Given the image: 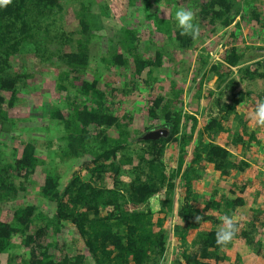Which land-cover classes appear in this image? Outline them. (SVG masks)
Returning a JSON list of instances; mask_svg holds the SVG:
<instances>
[{"label": "rangeland", "instance_id": "374dc122", "mask_svg": "<svg viewBox=\"0 0 264 264\" xmlns=\"http://www.w3.org/2000/svg\"><path fill=\"white\" fill-rule=\"evenodd\" d=\"M81 2L87 4L98 18L104 20V25L95 29L97 36H93L89 41L93 52L84 71L70 69V65L61 63L58 57H54L55 63H52L51 59L44 61L29 51H18L11 55V59L16 61L13 66L16 70L32 75L28 78V86L22 100L8 108L9 114L15 116L17 121L18 127L13 131L17 135L16 138H11L10 126L0 130L1 143L9 139L7 153H12L13 146L22 148V136L26 135L27 131H22L21 126L26 125L32 134H35L33 137L40 151L39 155L47 161L48 152L59 150L65 145L66 142L60 137L67 131L65 125L60 128L54 125L55 122L50 118L51 106L57 104L61 108L70 109L73 104H69L67 94L73 97L77 92L76 87L82 84L83 80L93 81L99 78L100 85L109 93L113 110L120 115L129 114L131 117L129 144L130 147L140 149L134 152V162L124 165V168L129 170L136 164L139 153L146 149V134L154 129L167 128L161 125L164 121L161 117V107L157 106L155 101L161 95H168L174 99V106L181 108L183 115L181 124L186 125L188 131H191L192 125L195 124V131L193 137L186 143L170 141L165 145L162 156L166 163V172L173 176L176 183L172 199H165L166 189H162L157 193L158 196L155 194L146 203L147 207L155 210L154 220L163 218V229L167 230L166 249L159 259V264H174L178 260H183L184 264H187V257L183 253L187 247L191 251L193 247L191 241L195 232L198 229H210L214 225V219L203 214L204 217L197 228L187 229L188 240L184 243L179 234L180 230L185 229L184 219L180 214L182 204L187 200L203 208L206 200L220 198L233 199L234 211L228 214L219 208L206 212L215 215L216 218L223 215L236 217L238 236H235L232 244L226 248L228 258L219 261L218 264H235L237 257H241L243 264H264V128H253L248 120L250 107L264 100V78L249 79L240 74L244 66L255 65L258 61L264 62V0H235V7L240 10L241 6L245 16L239 12L229 25L222 27L218 21L214 30L211 29L209 21L201 23L192 0H154L148 8L143 0H62L63 9L56 15V24L51 26L52 30L73 31L74 37L83 36L80 33L82 24L77 12L82 8ZM178 6L191 8L196 15L194 23L205 26L199 27V37L194 47L186 50H180L173 44L166 47L159 71L153 70L158 78L146 81L148 67L137 75L133 71L132 57L128 61L130 64L109 63L108 58L103 57V54L108 55L113 51L112 49L108 51L109 29L114 26L119 28L123 24L133 29L138 28L141 35L139 50L146 56L150 54L154 56L158 45L161 44L160 38L164 37L163 33L156 30L154 18L158 16L174 18L176 11L179 10ZM108 10L111 11L110 18L106 15ZM157 11L158 14L154 18L150 17V13ZM234 46L241 55L242 63L230 65L224 58L226 52ZM219 64L221 66H218ZM259 67L263 69V66ZM64 68L69 70L70 75L68 79L61 80L58 74ZM59 81L67 87H59ZM239 90H243L245 98L236 104L235 110L227 109L223 103L233 102L234 94ZM72 97L70 99H73ZM153 108L156 110L155 115L151 113ZM67 112L65 109V113ZM216 117L222 120L228 129L207 131L205 129L207 121ZM199 131L202 132L201 136ZM237 131L242 133L243 141L235 142ZM208 132H214V137ZM201 140L204 143L216 142L226 146L235 154L234 161L240 163L241 169L232 168L230 174L220 175L210 165H204L203 169L201 167L199 177L193 180L192 190L200 194L195 200L186 192L187 186L182 179V173L192 165L193 152L199 148L196 144ZM249 140L251 142H248ZM92 157L93 153L90 152H82L79 156L66 159L58 155L51 164L58 163L59 187L63 189L72 175L77 173L89 181L90 173L85 167V162L89 163ZM0 161L2 162V159ZM200 162L195 165L199 167ZM43 167L40 165L38 171L31 177L20 175L16 178L28 188L20 189L15 199L0 200V220L3 221H12L17 207L25 206L28 202L37 204L40 212L44 213V216L30 221L24 230L14 234L11 243L0 251V264H33L34 253L38 257L44 255L52 260H60L66 256L74 258L77 254H84V264H96L94 256L86 246L85 235L81 233L76 223L65 217L53 218L58 212V203L45 197L40 199L38 189L44 178ZM110 174L108 171L104 172L103 180L95 177L98 185L106 189L111 188L113 179ZM132 177L131 170L130 172L124 170L120 174L124 181H130ZM109 208L112 207L101 206V214L107 215ZM167 209L171 211L167 212ZM244 229L251 231L248 233L254 242H246ZM37 230H42L43 235L39 239L34 238L33 241L28 239V235L37 236ZM33 248L36 252H33Z\"/></svg>", "mask_w": 264, "mask_h": 264}, {"label": "trees", "instance_id": "16d2710c", "mask_svg": "<svg viewBox=\"0 0 264 264\" xmlns=\"http://www.w3.org/2000/svg\"><path fill=\"white\" fill-rule=\"evenodd\" d=\"M61 1L12 0L11 4L0 8V130L10 126L13 139L17 136L13 131L18 126L15 116L9 114L8 108L22 100L25 88L28 86V78L32 73L16 70L13 67L16 61L11 59V55L18 51H29L44 61L51 59L52 63H55L53 58L58 57L61 63L70 65V69L82 72L93 52L89 41L93 39V36H97L95 29L104 25V20L98 18L87 4L81 2L82 8L77 12L82 24L80 33L83 36L74 37L73 31L52 30L51 26L56 24V15L63 9ZM143 1L148 8L154 0ZM192 1L198 10L201 23L205 24V20L209 21L212 30L216 28L218 21L221 27L229 25L239 12L245 16L241 6L240 10L235 7V0ZM150 14V17L154 18L158 11ZM106 15L110 18L111 11L108 10ZM154 19L156 30L164 34V37L159 40L161 44L158 45L154 56L152 54L146 56L139 50L141 35L138 28L133 29L123 24L119 28L114 26L109 29L108 51L109 49L113 51L108 55L103 54V57L108 58L109 63L120 64L129 63L132 57L133 71L137 75L143 73L148 67L146 81L150 82L158 78L153 70L159 71L166 47L173 44L180 50H186L194 47L197 39L181 36L175 17L158 16ZM200 26L203 28L205 25L200 24ZM240 58L241 55L234 46L226 52L224 60L230 65H237L242 63ZM259 65L263 66L262 70ZM240 74L249 79L264 78V62L258 61L255 65L244 66ZM69 75V70L65 68L58 74L61 80L68 79ZM58 85L67 87L61 81ZM76 90L73 97L67 94L69 104H73L70 109L61 108L57 104L51 106L50 118L55 122L53 124L58 128L65 125L67 131L60 137L63 142H66L65 145L59 150L48 152L47 161L39 155L40 151L33 137L35 134H32L33 132L26 125L21 126L22 131H27V134L22 136V148L13 146L12 153L8 154L9 139H5L3 143L0 141L2 145L0 147V159H2V162L0 161V200L15 199L20 189L28 188L16 178L20 175L31 177L38 171L39 166L43 165L44 178L38 189L40 199L45 197L58 203V212L53 215V218L65 217L76 223L81 233L85 235L86 246L94 256L96 264H159V259L166 249L167 230L163 229V218L154 220L155 210L147 207L146 203L162 189H166L165 199H172L176 183L173 176L166 172V163L162 156L165 145L170 141L186 143L194 135L195 124L192 125L191 131H188L186 125L181 124L182 111L180 107L174 106V99L168 95L159 96L155 103L161 107V117L164 120L161 125L167 127L170 133L158 138H147L146 149L143 153H139L136 164L126 170L124 165L133 163L134 152L140 149L130 147L129 144L130 115H120L113 110L109 93L100 85L99 78L93 81L83 80ZM71 97L73 99H70ZM244 98L245 93L239 90L235 92L233 102L223 104L227 106V109L235 110L236 104ZM65 109L68 110L67 113ZM151 113L155 115L156 110L151 109ZM223 117L227 116L223 115ZM205 129L221 131L228 127L216 117L207 121ZM200 133L201 136L202 132ZM213 133L209 134L214 137ZM241 134L237 131L235 142L243 141ZM24 136L28 137L24 138ZM196 145H199V148L193 152L191 160L193 163L182 173V179L187 186L186 192L195 200L200 197V194L192 190L193 180L199 177L201 167L203 169L204 165H210L220 175L230 174L232 168L241 169L240 163L234 161L235 154L226 146L216 142L204 143L202 140ZM82 152L93 153L89 163L85 162L91 179L86 181L81 174H73L66 186L61 189L60 174L57 172L58 163L53 165L51 162H54L58 155L66 159L79 156ZM197 162H200L199 167L195 165L198 164ZM124 170L133 172L130 181L120 178ZM106 171L111 173L113 179V186L108 189L98 185L95 179L99 177L103 180V173ZM101 206L112 208H109L108 214L104 215L100 212ZM219 208L230 214L235 209V201L231 198L206 200L203 208L187 200L182 204L180 214L184 219L185 229L180 230L179 234L184 243L188 240L187 229L197 228L200 224L196 221L197 216L203 219V214H206L205 217L214 219V225L210 229H198L195 232L191 241L193 246L191 251L188 247L185 248L183 254L187 257V264H218L219 261L228 258L226 248L232 242L224 248L215 244V232L221 222L218 217L217 220L215 215L206 212L209 209ZM170 211L167 209V212ZM13 216V220L9 222L0 220V251L11 243L15 233L24 230L30 221L44 216V213L40 212L37 204L28 202L25 206H18ZM41 231L37 230L35 237L28 235V239L32 241L34 238L39 239L43 235ZM248 232L251 231L244 229L243 235L246 242L252 243L254 240ZM33 252H36L34 248ZM84 257V254H77L74 258L66 256L60 260H52L44 255L38 257L34 253L32 263L84 264ZM174 264H184V262L178 260ZM235 264H243L241 257H237Z\"/></svg>", "mask_w": 264, "mask_h": 264}, {"label": "clouds", "instance_id": "9594fccd", "mask_svg": "<svg viewBox=\"0 0 264 264\" xmlns=\"http://www.w3.org/2000/svg\"><path fill=\"white\" fill-rule=\"evenodd\" d=\"M11 3L12 0H0V8L6 7ZM175 20L181 36H190L193 40L198 39L200 29L199 25L194 23L196 15L191 8H180L177 10ZM248 120L251 127L264 128V100L250 107ZM219 219L221 223L215 232V244L220 248H224L234 240L238 232V220L236 217L228 215H223ZM201 220L202 217H196L197 223H200Z\"/></svg>", "mask_w": 264, "mask_h": 264}, {"label": "water", "instance_id": "95a60500", "mask_svg": "<svg viewBox=\"0 0 264 264\" xmlns=\"http://www.w3.org/2000/svg\"><path fill=\"white\" fill-rule=\"evenodd\" d=\"M170 133V131L167 129V128H164V129H154V130H151L149 131L147 134H146V138L148 137H151V138H157V137H160L161 135H168Z\"/></svg>", "mask_w": 264, "mask_h": 264}, {"label": "flooded vegetation", "instance_id": "af4514ba", "mask_svg": "<svg viewBox=\"0 0 264 264\" xmlns=\"http://www.w3.org/2000/svg\"><path fill=\"white\" fill-rule=\"evenodd\" d=\"M158 127H160V126H158ZM159 129V128H158Z\"/></svg>", "mask_w": 264, "mask_h": 264}]
</instances>
